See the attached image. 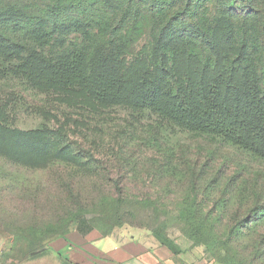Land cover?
Segmentation results:
<instances>
[{
    "label": "rangeland",
    "instance_id": "rangeland-1",
    "mask_svg": "<svg viewBox=\"0 0 264 264\" xmlns=\"http://www.w3.org/2000/svg\"><path fill=\"white\" fill-rule=\"evenodd\" d=\"M194 1L203 42L170 20L175 4H159L171 53H151L146 24L132 70L139 81L175 76L193 119L163 112L169 97L140 84L118 89L106 64L95 67L110 80L105 99L68 92V101L0 69V264H61L50 243L85 223L125 241L172 244L204 264H264V147L253 138L264 145V0L246 15L232 0ZM135 6L146 22V0ZM204 106L234 110L245 136L207 129Z\"/></svg>",
    "mask_w": 264,
    "mask_h": 264
},
{
    "label": "trees",
    "instance_id": "trees-1",
    "mask_svg": "<svg viewBox=\"0 0 264 264\" xmlns=\"http://www.w3.org/2000/svg\"><path fill=\"white\" fill-rule=\"evenodd\" d=\"M137 1L139 0H0V69L4 68L2 71L23 80L39 92L59 94L68 101L74 97L69 93L76 96L91 94L105 99L104 94L109 87L105 84L110 80H98V70L95 67L106 64L112 66L114 69L111 71L117 73L112 84L118 89L124 91L129 85L140 84L154 98L169 97V104L162 107L163 112L170 111L173 114L174 111L180 118L193 119L189 116L193 114L195 107L179 100L180 97L175 92L179 88V82L175 76L167 78L164 73L154 75L149 72V79L142 75L139 81L137 75L132 76V70L140 64L142 52L137 51L136 45L147 25L155 33L151 53H171L166 45L161 46L165 29L170 23L164 25L162 22L158 9L163 8L159 4H175L170 20L192 27L197 33L194 34L198 38L196 44L202 43L206 35L200 10L195 7L194 0H146L149 18L144 22L142 16L135 12ZM179 1L184 2V5ZM232 2L238 5V10L243 15L260 8V0ZM177 5L183 7L180 9ZM120 97L121 95H115V98ZM172 100H176L174 104ZM66 106L70 109H89L76 105ZM203 110L200 120L207 129L230 138L245 136V127L236 121L234 110L226 106L221 110L204 106ZM6 125L7 122L0 119V127ZM45 129L34 131L42 132ZM253 138L259 147H264L259 135H254ZM84 225L94 228L87 223ZM161 245L169 247L175 254L180 252L172 244Z\"/></svg>",
    "mask_w": 264,
    "mask_h": 264
},
{
    "label": "crops",
    "instance_id": "crops-1",
    "mask_svg": "<svg viewBox=\"0 0 264 264\" xmlns=\"http://www.w3.org/2000/svg\"><path fill=\"white\" fill-rule=\"evenodd\" d=\"M50 249L61 264H204L165 245L121 240L89 225L56 237Z\"/></svg>",
    "mask_w": 264,
    "mask_h": 264
}]
</instances>
